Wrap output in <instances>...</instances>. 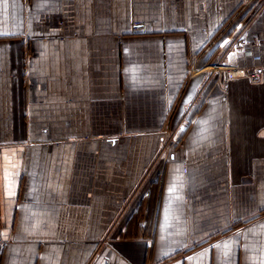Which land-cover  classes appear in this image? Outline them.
<instances>
[{
	"label": "crops",
	"instance_id": "crops-1",
	"mask_svg": "<svg viewBox=\"0 0 264 264\" xmlns=\"http://www.w3.org/2000/svg\"><path fill=\"white\" fill-rule=\"evenodd\" d=\"M0 264H264V0H0Z\"/></svg>",
	"mask_w": 264,
	"mask_h": 264
},
{
	"label": "built area",
	"instance_id": "built-area-1",
	"mask_svg": "<svg viewBox=\"0 0 264 264\" xmlns=\"http://www.w3.org/2000/svg\"><path fill=\"white\" fill-rule=\"evenodd\" d=\"M140 25L139 21L133 22V28H137ZM246 69L242 66H228L227 72L230 76H236V75H244L246 74ZM249 76L252 78H260L261 77V70L259 68L254 69L253 71H248Z\"/></svg>",
	"mask_w": 264,
	"mask_h": 264
}]
</instances>
